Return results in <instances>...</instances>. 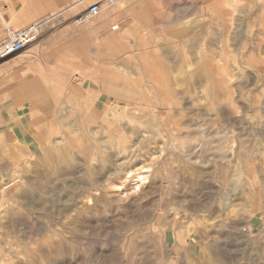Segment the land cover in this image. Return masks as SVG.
Wrapping results in <instances>:
<instances>
[{
  "label": "rangeland",
  "instance_id": "1",
  "mask_svg": "<svg viewBox=\"0 0 264 264\" xmlns=\"http://www.w3.org/2000/svg\"><path fill=\"white\" fill-rule=\"evenodd\" d=\"M105 14L115 48L71 79L0 71V264H264V0H103L87 24Z\"/></svg>",
  "mask_w": 264,
  "mask_h": 264
},
{
  "label": "crops",
  "instance_id": "2",
  "mask_svg": "<svg viewBox=\"0 0 264 264\" xmlns=\"http://www.w3.org/2000/svg\"><path fill=\"white\" fill-rule=\"evenodd\" d=\"M103 0H0V41L6 36L8 30L18 31L27 26L43 22L39 36L34 43L28 46L24 51L16 54L0 65L2 69L12 68L16 70L22 79L27 81H44L52 79L68 80L71 79L69 74L74 71L78 72L83 66V52L87 54L91 50L103 49L109 50L115 48L116 26L113 28L109 24V16L104 15L102 19L85 26L78 27L74 23L75 18L86 13L88 8L93 4H100L102 7ZM126 28V26H124ZM125 32H127L125 30ZM81 66V67H80ZM17 68V69H16ZM126 69L115 67L110 70V77L104 80L105 90L111 97L109 101L110 109L103 110L116 111L119 106V98L114 94L116 90L130 89L125 83H118L123 78L129 77ZM53 74L57 76H52ZM76 77H78L76 75ZM3 75L0 72V109L3 107ZM82 101H85L82 98ZM98 103V104H97ZM96 105H102L97 101ZM128 109L127 105L123 106ZM121 107V108H123ZM84 106L79 105L75 109L65 112H82ZM128 112V111H127ZM41 115L50 119L52 113H59L54 109L41 111ZM51 128L49 123L37 121L32 124L30 131V141L27 151L32 153L31 144L35 136L41 135L39 131ZM45 135V134H43ZM44 142H39L43 147ZM14 152H23L21 146L12 144L9 146ZM13 166V163H11ZM4 187L0 188V191Z\"/></svg>",
  "mask_w": 264,
  "mask_h": 264
},
{
  "label": "built area",
  "instance_id": "3",
  "mask_svg": "<svg viewBox=\"0 0 264 264\" xmlns=\"http://www.w3.org/2000/svg\"><path fill=\"white\" fill-rule=\"evenodd\" d=\"M100 11V4H93L85 14L75 18L74 23L78 26L83 25L98 16ZM42 25L43 22H37L18 31L8 30L5 38L0 41V62L24 51L39 36Z\"/></svg>",
  "mask_w": 264,
  "mask_h": 264
},
{
  "label": "snow or ice",
  "instance_id": "4",
  "mask_svg": "<svg viewBox=\"0 0 264 264\" xmlns=\"http://www.w3.org/2000/svg\"><path fill=\"white\" fill-rule=\"evenodd\" d=\"M225 103H228L230 105V107L233 109L234 112L238 111L236 109V106L234 104H231L230 101H225ZM99 204H101V201L97 200L96 201V205H99ZM81 211H87V209H81Z\"/></svg>",
  "mask_w": 264,
  "mask_h": 264
},
{
  "label": "bare ground",
  "instance_id": "5",
  "mask_svg": "<svg viewBox=\"0 0 264 264\" xmlns=\"http://www.w3.org/2000/svg\"><path fill=\"white\" fill-rule=\"evenodd\" d=\"M86 123H88V122H86ZM86 123H84V125H86ZM89 124H90V122H89ZM87 127V126H86ZM85 127V128H86ZM85 130H87V131H89L88 129H85ZM92 136V135H91ZM106 161V160H105ZM217 165V164H216ZM219 168V167H218ZM42 197V196H41ZM28 210V209H27ZM37 210H39V209H37ZM51 210V209H50ZM32 212V211H31ZM34 212V211H33ZM48 212H50V211H48ZM200 231L202 232V230L200 229Z\"/></svg>",
  "mask_w": 264,
  "mask_h": 264
}]
</instances>
